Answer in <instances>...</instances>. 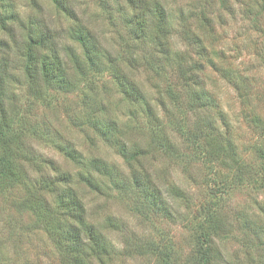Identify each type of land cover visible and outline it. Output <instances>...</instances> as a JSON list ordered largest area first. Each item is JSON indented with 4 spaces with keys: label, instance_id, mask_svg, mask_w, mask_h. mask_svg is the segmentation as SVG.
Returning a JSON list of instances; mask_svg holds the SVG:
<instances>
[{
    "label": "rangeland",
    "instance_id": "374dc122",
    "mask_svg": "<svg viewBox=\"0 0 264 264\" xmlns=\"http://www.w3.org/2000/svg\"><path fill=\"white\" fill-rule=\"evenodd\" d=\"M71 1L101 37L104 49L122 52L125 59L138 54L158 68L156 75L148 64L136 67L135 77L156 99L162 94L168 109L157 101L161 121L137 115L136 105L112 74L95 72L87 64L82 86L74 92L51 90L39 99L17 86L16 130L29 135L27 143L63 169L78 170L79 166L58 149L62 142L78 148L85 159L101 156L114 166L111 177L123 182L125 189H117L112 179H100L106 193L88 186H82L81 193L97 220L115 215L121 221V228L108 229L115 264H165V258L171 264H201L208 235L228 261L217 259L212 264H264V0H163L173 14L172 47L189 53L190 78L181 77L156 44L135 36L127 0ZM7 2L23 20L40 14L33 0H0V7ZM38 2L56 25L72 24L53 0ZM183 12L190 19L184 21ZM194 31L201 38L210 32L211 39L203 43L206 51L193 43ZM63 41L84 60L82 45L70 37ZM152 80L159 82L161 93L152 88ZM168 88L178 94L173 104L165 91ZM130 111L138 116L141 128L133 131L134 136L151 148L141 162L159 180L173 181L190 191L192 205L183 206L191 219L188 225L154 210L133 184L141 164L124 157L117 138L110 141L96 123L106 116L125 120ZM87 112L92 116L85 119ZM211 120L214 128L206 127L205 121ZM209 139L222 155L239 160L240 172L228 173L207 157ZM166 140L178 151L166 148ZM226 175L232 185L223 190L218 184ZM27 196L21 185L0 195V264H61L55 244L25 207ZM202 215L208 218L203 228Z\"/></svg>",
    "mask_w": 264,
    "mask_h": 264
},
{
    "label": "trees",
    "instance_id": "16d2710c",
    "mask_svg": "<svg viewBox=\"0 0 264 264\" xmlns=\"http://www.w3.org/2000/svg\"><path fill=\"white\" fill-rule=\"evenodd\" d=\"M127 1L134 15L131 25L135 36L156 44L164 60L175 65L181 77L190 78L192 73L188 70L189 53L172 47L171 9L163 0ZM33 2L39 7L40 14L24 20L10 2L4 4L3 8L0 7V195L18 185L26 189L28 196L24 205L35 215L36 226L44 229L55 244L60 253L61 264H115V247L108 229L121 228V221L115 215L97 220L81 193L82 186H88L100 194L106 193L100 179L113 180L111 176L114 174V166L101 156L85 159L78 148L62 142L57 146L58 149L79 166L78 170L63 169L54 159L27 143L25 138L29 135L16 130L13 124L18 102L15 98L16 87H26L30 94L39 99L47 97L51 90L74 92L81 88L82 79L87 73L86 66L89 64L95 72L112 74L122 93L136 105L137 115L144 113L155 121H161L157 101L168 109L167 101L162 94L156 99L136 79L134 72L136 67L144 64H148L156 75H159V70L150 60L144 57L141 59L138 54L132 53L131 57L125 59L122 52L112 54L104 49L101 37L79 14L71 0H53L56 9L71 20L72 24L68 26L56 25L51 14L44 15L38 0ZM184 15L183 12L184 21L191 17ZM209 33H204L205 37L201 38L194 31L193 43H199L200 49L206 51L203 43L211 39ZM67 37L82 45L84 60L73 46L63 41ZM150 82L152 88L161 93L159 82ZM165 91L170 95L172 104L179 99L175 90L168 88ZM198 96L203 97L202 94ZM91 116L87 112L85 119ZM137 117L134 111H130L125 120L111 116L100 121L96 117L94 119L110 141L117 138L124 157L141 164L142 167L134 173L133 184L142 190L154 210L172 222L188 225L191 219L184 212L183 206L190 208L192 205L190 191L173 181L159 180V175H153L141 162L140 158L149 154L151 148L138 135L134 136L133 131L141 130ZM204 125L214 128L215 123L213 120L205 121ZM205 145L209 159L218 162L228 173L240 172L241 164L237 158L222 155L220 148H215L211 139ZM165 146L178 151L171 140H166ZM27 165L31 166L30 170ZM198 183L197 181L196 184ZM218 185L224 190L232 184L226 175ZM114 186L125 189L120 180H115ZM206 217L207 215L200 216L201 228L208 219ZM203 245L201 264H212L217 259L228 262L225 255L213 246L211 235L206 236ZM164 261L165 264H171L168 258Z\"/></svg>",
    "mask_w": 264,
    "mask_h": 264
}]
</instances>
